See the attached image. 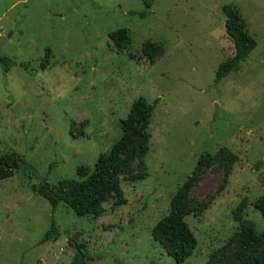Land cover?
Masks as SVG:
<instances>
[{
  "label": "rangeland",
  "instance_id": "obj_1",
  "mask_svg": "<svg viewBox=\"0 0 264 264\" xmlns=\"http://www.w3.org/2000/svg\"><path fill=\"white\" fill-rule=\"evenodd\" d=\"M231 2L257 44L216 82L217 66L234 53L222 10ZM120 27L131 40L118 51L108 33ZM146 41L155 44L152 60ZM0 56L16 62L8 71L0 64V154L14 149L25 159L0 179V264H69L73 241L92 256L85 264H205L220 250L216 264H227L231 210L242 197L244 218L262 229L253 202L264 196V0H0ZM139 96L153 107L149 150L120 174L125 203L108 196L98 217L62 203L52 212L32 186L92 168ZM221 146L238 160L226 180L219 166L205 169L190 191L184 204L199 211L185 221L197 246L176 262L152 227L198 156ZM52 221L59 234L40 242Z\"/></svg>",
  "mask_w": 264,
  "mask_h": 264
},
{
  "label": "trees",
  "instance_id": "obj_2",
  "mask_svg": "<svg viewBox=\"0 0 264 264\" xmlns=\"http://www.w3.org/2000/svg\"><path fill=\"white\" fill-rule=\"evenodd\" d=\"M146 1V5H150ZM225 14V32L234 45L231 57L221 62L215 71V81H220L231 71L240 68V63L248 57L257 42L249 32V24L243 18L239 5L231 2L222 6ZM144 15V13H142ZM109 40L118 51L124 49L131 40L130 31L120 27L108 33ZM155 44L146 41L142 44L145 56L152 60ZM50 61V48L45 49L39 68L44 70ZM16 62L7 56H0V64L4 71H8ZM25 69L28 64L20 63ZM153 113L152 105L143 96L137 97L129 106L128 112L120 120L121 135L111 145L110 149L99 153L93 167L81 165L77 169L78 179H60L56 183L42 181L32 186V190L44 197L55 211L57 205L62 203L72 209L77 215L98 217L105 211L104 202L108 196L115 198L116 204L125 203L123 190L120 185L121 172L130 173L135 158L142 161L149 150L148 126ZM76 136V134H74ZM24 156L17 150L10 149L0 154V179L12 176L24 163ZM238 157L229 148L221 146L214 153L203 151L197 158L196 164L173 195L168 214L161 217L152 227V236L164 247L166 253L176 262L184 261L196 248L197 239L194 232L185 221V216L199 210L194 205H185L189 199L192 188L199 182L203 171L213 165L221 168L222 175L226 178L232 173L233 166ZM262 160L255 163L260 167ZM136 174H129L127 179L141 178ZM264 219V196L253 202ZM248 205L247 197H242L231 210L236 228L225 245L229 250L227 264H264V223L261 230H257L244 218V210ZM59 234L54 221L46 230L40 242L47 241ZM72 242V241H70ZM75 254L69 264H85L92 256L84 249V244L72 243ZM220 250L212 255V259L205 264H216Z\"/></svg>",
  "mask_w": 264,
  "mask_h": 264
},
{
  "label": "water",
  "instance_id": "obj_3",
  "mask_svg": "<svg viewBox=\"0 0 264 264\" xmlns=\"http://www.w3.org/2000/svg\"><path fill=\"white\" fill-rule=\"evenodd\" d=\"M216 111H217V109H216ZM217 113V112H216Z\"/></svg>",
  "mask_w": 264,
  "mask_h": 264
}]
</instances>
